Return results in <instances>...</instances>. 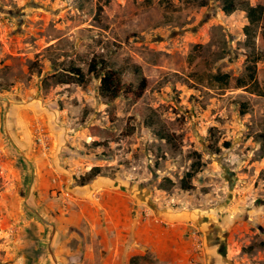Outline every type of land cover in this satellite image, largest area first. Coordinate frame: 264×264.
Here are the masks:
<instances>
[{
    "label": "rangeland",
    "instance_id": "rangeland-1",
    "mask_svg": "<svg viewBox=\"0 0 264 264\" xmlns=\"http://www.w3.org/2000/svg\"><path fill=\"white\" fill-rule=\"evenodd\" d=\"M235 2L227 15L223 0H0L9 148L0 187L21 169L27 214L0 217V264H112L96 229L107 227L99 217L122 211L185 219L193 252L184 264H264V59L253 82L245 33V8L264 0ZM262 31L264 21L257 51ZM93 60L118 71V98L101 95V77L87 73ZM72 66L88 82L56 84L52 76ZM198 156L203 166L186 190ZM94 167L102 176L82 185ZM33 176L27 203L55 226L52 242L53 227L26 205ZM41 179L48 197L39 203Z\"/></svg>",
    "mask_w": 264,
    "mask_h": 264
},
{
    "label": "crops",
    "instance_id": "crops-1",
    "mask_svg": "<svg viewBox=\"0 0 264 264\" xmlns=\"http://www.w3.org/2000/svg\"><path fill=\"white\" fill-rule=\"evenodd\" d=\"M2 100L4 99H0V101ZM1 127L0 118V159L2 158V165H4L8 161L9 148L1 137ZM24 136L21 135L22 138H25ZM17 169L22 178L19 177L17 180L13 178L0 187V217L23 221L25 219L22 217H27L26 212L22 210L21 199L24 175H22L21 169L18 167ZM47 184L49 183L41 179L38 183L39 186L35 187L33 198L36 202L42 203L43 199L48 197V189L46 191L43 188ZM80 214L82 218L79 221L87 219L86 212ZM173 215L166 218H160V216L154 219L144 217L139 213L134 215L130 211H122L108 218L102 215L101 218L99 217L100 224L102 225L105 221L107 227H97L96 236L97 238L102 236L104 240V237H108L109 252L113 256L111 257L112 264H131L133 257L144 256L147 253H151L163 264H184L193 252L190 239L187 237L189 223L185 219ZM102 244L103 240H100V245ZM125 256L128 258L125 259ZM110 262L103 260L102 264H110Z\"/></svg>",
    "mask_w": 264,
    "mask_h": 264
},
{
    "label": "trees",
    "instance_id": "trees-1",
    "mask_svg": "<svg viewBox=\"0 0 264 264\" xmlns=\"http://www.w3.org/2000/svg\"><path fill=\"white\" fill-rule=\"evenodd\" d=\"M222 10L227 14L231 15L238 10V5L235 0H223ZM247 16L249 19V24L245 28L246 33V43L248 46L252 47V57L250 59L251 65L247 66L248 77L253 82L256 81V72H257V64L259 61L264 59V31L261 33L262 46L263 49L260 51L256 50L255 39L257 37V28L261 22L264 21V6L258 5L256 7H246ZM89 74H95L101 77V87L100 93L102 96L106 98H118L121 92V76L118 74V71L108 69L105 63L100 64L96 60H93L90 63ZM85 73L78 67L72 66L70 69L65 71L64 73L53 75L52 78L55 80L56 84H79L84 85L88 82V74ZM141 89L145 87V79L141 81L140 84ZM168 139V136L165 137ZM203 166L201 157L198 156V160H196L191 167V170L185 175L182 186L186 190H190V182L196 177V175L200 172ZM102 169L100 167L92 168L89 173L83 177L82 185H86L96 178L102 176ZM96 254H98L96 252ZM99 257V254H98ZM140 257H133L131 260V264H139Z\"/></svg>",
    "mask_w": 264,
    "mask_h": 264
},
{
    "label": "water",
    "instance_id": "water-1",
    "mask_svg": "<svg viewBox=\"0 0 264 264\" xmlns=\"http://www.w3.org/2000/svg\"><path fill=\"white\" fill-rule=\"evenodd\" d=\"M0 99H2L1 97H0ZM7 102H8V104L10 103L9 101H8V99H5ZM9 108V107H8ZM33 185H34V176L32 177V179H31V183H30V186H29V190H28V193H27V195H26V205L30 208V210L43 222V223H45V224H47V225H51L52 227H53V234H52V236H51V238H50V242H52V240H53V236H54V232H55V226L54 225H52L51 223H49L46 219H44L43 217H42V215L36 210V209H34V208H32V207H30L29 205H28V203H27V201H28V199H29V197H30V194H31V192H32V189H33ZM50 250H52L51 249V243H50Z\"/></svg>",
    "mask_w": 264,
    "mask_h": 264
},
{
    "label": "built area",
    "instance_id": "built-area-1",
    "mask_svg": "<svg viewBox=\"0 0 264 264\" xmlns=\"http://www.w3.org/2000/svg\"><path fill=\"white\" fill-rule=\"evenodd\" d=\"M39 133V136H38V142L40 144V146H42L43 148H46L47 147V137L45 136L44 132L41 130V129H38L37 131ZM199 231L198 230H194L192 232V237L194 238L195 242L197 244H200L201 243V240L199 239ZM193 264V263H191Z\"/></svg>",
    "mask_w": 264,
    "mask_h": 264
}]
</instances>
